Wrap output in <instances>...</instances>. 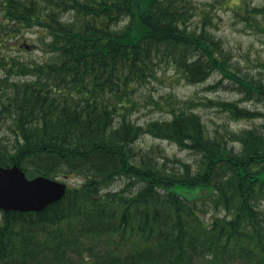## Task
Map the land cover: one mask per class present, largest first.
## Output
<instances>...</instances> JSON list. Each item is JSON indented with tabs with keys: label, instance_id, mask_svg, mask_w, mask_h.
<instances>
[{
	"label": "trees",
	"instance_id": "16d2710c",
	"mask_svg": "<svg viewBox=\"0 0 264 264\" xmlns=\"http://www.w3.org/2000/svg\"><path fill=\"white\" fill-rule=\"evenodd\" d=\"M231 10L264 33V7ZM196 11L194 0H0V165L80 181L41 212L0 209V264H264V110L171 98L168 119H131L166 68L264 104V78L232 62L208 10L194 26ZM24 30L43 32L49 60L12 53ZM200 105L261 122L210 129ZM147 136L194 161L140 148Z\"/></svg>",
	"mask_w": 264,
	"mask_h": 264
},
{
	"label": "rangeland",
	"instance_id": "374dc122",
	"mask_svg": "<svg viewBox=\"0 0 264 264\" xmlns=\"http://www.w3.org/2000/svg\"><path fill=\"white\" fill-rule=\"evenodd\" d=\"M198 11L190 22L194 26H201L203 14L200 12L206 9L210 13V21L208 24L211 29L226 48L230 50L232 62L237 63L243 70H249L254 75L264 78V69L258 64L264 61V33L253 30L246 22L235 16V12L231 10L235 2L243 1L246 5L252 7H264V0H194ZM200 11V12H199ZM42 31L24 30L19 36L16 46H14V55L25 62H44L51 58V54L43 49L40 42ZM262 75H258V74ZM217 78L213 77L211 81ZM228 84L227 82H225ZM208 83L198 85H190L181 78L173 69L166 68L159 73V79L152 81L139 93V108L133 113L132 118L138 124H145L150 120L168 119L170 114L169 101L176 98L187 100L195 99V101L203 102L207 98L220 99L228 101H240L241 105L250 109L264 110V104L261 102L246 101L244 97L233 92L230 87L219 88L216 91L207 89ZM196 111L201 114L206 124L210 129L222 127L223 125L230 126L232 129L240 130L243 128L253 127L258 125L261 120L251 121L243 120L238 123H229L227 117L220 114L216 108L206 106H198ZM160 144L167 150L171 156H177L184 160H193L194 156L187 151H182L175 144L168 141L156 140L152 137L142 138L137 145L142 148H148L152 145ZM63 181V178H59ZM68 186L77 185L80 183L77 179H68ZM123 186L122 180L115 181L112 189L119 190ZM176 191L184 194L181 187H177ZM264 206V205H263Z\"/></svg>",
	"mask_w": 264,
	"mask_h": 264
},
{
	"label": "water",
	"instance_id": "95a60500",
	"mask_svg": "<svg viewBox=\"0 0 264 264\" xmlns=\"http://www.w3.org/2000/svg\"><path fill=\"white\" fill-rule=\"evenodd\" d=\"M66 191L65 182L41 175L29 178L18 165H0V209L3 211L41 212L63 199Z\"/></svg>",
	"mask_w": 264,
	"mask_h": 264
}]
</instances>
